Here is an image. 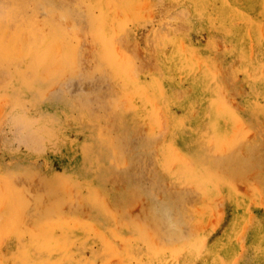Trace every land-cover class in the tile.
Instances as JSON below:
<instances>
[{"label":"rangeland","instance_id":"rangeland-1","mask_svg":"<svg viewBox=\"0 0 264 264\" xmlns=\"http://www.w3.org/2000/svg\"><path fill=\"white\" fill-rule=\"evenodd\" d=\"M0 264H264V0H0Z\"/></svg>","mask_w":264,"mask_h":264},{"label":"bare ground","instance_id":"bare-ground-1","mask_svg":"<svg viewBox=\"0 0 264 264\" xmlns=\"http://www.w3.org/2000/svg\"><path fill=\"white\" fill-rule=\"evenodd\" d=\"M15 28V27H14ZM38 31V30H37ZM50 50H51V48H50ZM45 53H47V52H45ZM62 56V55H61ZM192 57V56H191ZM50 58V57H49ZM48 60V59H47ZM56 61V60H55ZM45 62V61H44ZM37 69V68H36ZM37 75V74H36ZM46 80V79H45ZM161 97V96H160ZM222 104V103H221ZM213 129V128H212ZM215 129V128H214ZM213 138V137H212ZM215 139V138H214ZM218 139V138H217ZM215 141V140H214ZM240 141V140H239ZM174 151V150H173ZM214 152V151H213ZM169 171V170H168ZM201 176V175H200ZM211 177V176H210ZM204 178V177H203ZM203 180V179H202ZM206 180V179H205ZM213 182V181H212ZM212 184V183H211ZM184 185V184H183ZM213 185V184H212ZM213 187V186H212ZM234 189V188H233ZM209 192V191H208ZM128 241V240H127ZM129 244V243H128ZM61 245V244H60ZM35 246V245H34ZM28 247V246H27ZM194 247V246H193ZM58 250V249H57ZM155 251V250H154ZM164 251V250H163ZM184 251V250H183ZM23 258H24V256H23ZM33 258V257H32ZM62 261V260H61ZM213 261V260H212Z\"/></svg>","mask_w":264,"mask_h":264}]
</instances>
